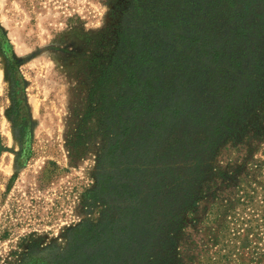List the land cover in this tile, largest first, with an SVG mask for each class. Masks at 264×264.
<instances>
[{
    "label": "rangeland",
    "instance_id": "1",
    "mask_svg": "<svg viewBox=\"0 0 264 264\" xmlns=\"http://www.w3.org/2000/svg\"><path fill=\"white\" fill-rule=\"evenodd\" d=\"M118 1L0 0V28L10 46L4 54L0 45V142L4 146L0 150V264H22L30 255L49 261L63 257L70 228L84 221L100 228L104 211L115 219L122 244L126 233H132L131 247L137 251L152 237L156 250L161 246L163 232L169 230L165 220L161 225L163 210L165 219L184 220L177 232H191L192 212L183 207V192L177 191L176 199L166 205L161 199L176 178H188L186 167H193L194 157L201 158L203 171L238 159L226 130L217 137L213 154L205 152L210 149L205 141L211 129L208 124L221 116L219 84L233 89L230 98L239 110L264 111V76L255 88L246 78L253 76L254 62L264 68V0H200L203 9L193 6L197 9L193 27L185 23L170 32L180 37L172 39L164 29L155 30L163 45L157 79H153L156 103L149 100L151 110L142 112L130 131L118 137L116 157H103L117 136L116 129H109L112 112L103 108L119 87L112 80L103 85L104 103L89 92L99 64L108 63L113 39L107 33L113 31L111 10ZM194 34L198 41L191 40ZM7 57L17 61L25 81L28 156L21 152V131L7 115L11 105ZM204 103L207 108H200ZM162 112L168 117L163 118ZM252 157L264 162V141L258 142ZM126 165L132 172L125 170ZM99 174L111 175L112 185L99 193L105 205L84 197L98 188ZM194 179L190 202L207 186L200 175ZM119 182L127 188L115 186ZM162 249L172 251L174 245ZM82 250L90 260L92 246ZM148 252L155 254L152 249ZM128 257L130 252L125 250L117 264H130ZM63 264L86 263L72 257Z\"/></svg>",
    "mask_w": 264,
    "mask_h": 264
},
{
    "label": "trees",
    "instance_id": "2",
    "mask_svg": "<svg viewBox=\"0 0 264 264\" xmlns=\"http://www.w3.org/2000/svg\"><path fill=\"white\" fill-rule=\"evenodd\" d=\"M193 6L203 9L200 0H119L111 10L113 31L107 33V36L113 39V43L107 52L108 63L99 64L94 85L89 92L90 97L97 94L100 102L104 103L106 91L103 85L112 80L114 85L119 87V92L114 98L109 96L103 108L107 112H112L113 126L109 129H116L114 136L117 135L115 143L109 144L103 157L114 159L118 137L130 131L131 124L140 119L142 112L151 110L149 100L153 103L157 93L153 79H157L159 56L163 53L162 41L154 36L155 30L164 29L172 39L180 37L177 32L175 36L170 35V32L174 33L185 23L193 27L195 24L193 18L197 15V9ZM239 14L240 12L237 16ZM189 20L192 22L188 23ZM237 34L239 36V32ZM194 35L191 40L198 41L197 34ZM195 44L199 46L200 43ZM0 45L2 52L8 53L10 46L1 28ZM6 60V75L11 85V105L7 115L13 126L21 131L24 144L21 152L28 156L30 148L29 123L26 121L27 106L24 101L25 81L18 69L17 61L11 57H7ZM252 68L253 76L248 75L246 78L248 85L255 88L261 85L260 79L264 76L262 75L264 68L258 61L252 64ZM231 84L234 86L235 82L232 81ZM218 90L222 91L223 99L222 105L219 106L222 109L221 116L214 123L208 124V129H211L205 141L210 149L204 151L206 155L213 154L218 142L217 137H221L223 130H226L233 141L232 146L239 156L238 159L229 160V165L225 166L209 165L206 172L201 170V158L194 157L193 167H186L188 178H184L185 180L176 178L172 188L162 199L160 198L166 205L170 200L176 199L177 191L183 192L185 197L183 207L192 212L189 224L191 232L188 230L177 232L184 220L178 217L165 219L163 210L159 214L161 225L165 220L166 228L169 230L163 232L161 246L156 250L157 246L155 242L153 243L152 237L148 243L140 244L141 248L137 251L131 247L132 243H135L134 238H131L132 233H126V241L122 244L115 231L117 226V223H114L115 219L104 211L102 227L96 229L95 226H90L88 221H84L70 228L68 248L63 257L49 261L30 255L22 264H63L72 257L86 264H117L125 250L130 252L128 257L130 264H264V179H257L258 176H264V162L252 157L258 142L264 141V111L258 108L251 113L239 110L237 104L230 98L233 89L221 82ZM150 93L152 96H149ZM202 107L206 109L207 104H201L200 108ZM162 113L163 118L168 117L166 113ZM251 128L254 130L249 134ZM3 148L0 142V150ZM123 157L126 156L123 154ZM126 166L125 170L132 172V168ZM99 175L98 188L88 191L84 197L89 195L93 204L102 202L105 205L106 199L99 193L112 185L111 175ZM126 175L128 176L127 172L125 173L127 178ZM198 175L200 180L205 179L207 186L205 190L202 189L195 194L193 201L190 202L191 190L195 183L193 178ZM115 186L123 190L127 188L123 182H119V185L115 183ZM114 191V188L110 189V192ZM100 198L101 200H98ZM126 223L128 224L129 220ZM153 234L154 232L148 233ZM169 243L174 245L172 251L162 249ZM85 245L92 246L93 254L90 260L82 250ZM149 249L155 250V254L148 252Z\"/></svg>",
    "mask_w": 264,
    "mask_h": 264
}]
</instances>
